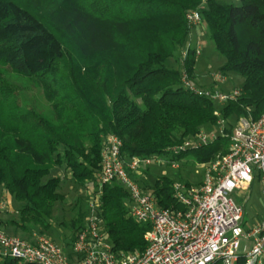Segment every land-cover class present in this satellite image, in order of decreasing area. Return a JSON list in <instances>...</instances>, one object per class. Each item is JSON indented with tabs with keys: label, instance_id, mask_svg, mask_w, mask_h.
<instances>
[{
	"label": "trees",
	"instance_id": "1",
	"mask_svg": "<svg viewBox=\"0 0 264 264\" xmlns=\"http://www.w3.org/2000/svg\"><path fill=\"white\" fill-rule=\"evenodd\" d=\"M48 1L0 0V199L6 193L19 206V219L0 225L54 235L51 220L69 180L84 191L72 204L74 217L60 222L70 231L64 247L73 260L69 249L97 197L103 137L117 136L127 160L164 155L221 117L222 134L176 156L181 166L202 165L228 153L241 117L264 114V0ZM190 12L200 14V28L191 27ZM198 29L223 59L219 74L242 78L236 102L219 105L184 85L183 74H195L191 40ZM6 72L41 84L54 118L23 109ZM142 174L137 182L159 207L175 206L170 177L151 168ZM128 200L117 182L97 198L101 228L118 257L147 247L149 226L130 217Z\"/></svg>",
	"mask_w": 264,
	"mask_h": 264
},
{
	"label": "built area",
	"instance_id": "2",
	"mask_svg": "<svg viewBox=\"0 0 264 264\" xmlns=\"http://www.w3.org/2000/svg\"><path fill=\"white\" fill-rule=\"evenodd\" d=\"M187 19L191 27L199 28L202 18L191 12ZM199 54V52H198ZM219 81L227 78L219 73ZM184 85L199 97L219 104L236 102L240 89L231 92H205L190 82ZM215 116L220 117L219 112ZM220 125L224 122L221 120ZM223 127V126H222ZM224 128L220 129L222 134ZM217 133L201 131L183 145L166 150L164 155L122 156V141L115 135L103 137L101 170L97 197L89 203L87 225L72 245L73 260L45 237L35 245L0 232V258L30 264H264V211L246 220L247 201L240 196L255 186L264 197V114L257 120L241 117L230 137L228 153L203 169L197 186L173 182L175 206L159 207L155 196L145 191L131 175H139L152 166L181 168L177 159L181 152L208 144ZM162 156H170L171 160ZM117 182L129 193V215L136 222L149 226L143 252L117 256L101 228L97 198L104 186ZM96 194L92 193V198ZM0 208L5 205L0 203Z\"/></svg>",
	"mask_w": 264,
	"mask_h": 264
},
{
	"label": "rangeland",
	"instance_id": "3",
	"mask_svg": "<svg viewBox=\"0 0 264 264\" xmlns=\"http://www.w3.org/2000/svg\"><path fill=\"white\" fill-rule=\"evenodd\" d=\"M50 1L51 0H49L45 5L47 6ZM235 4L239 5L240 3L238 1H235ZM197 35V38H195L194 32L192 34L191 40L192 43L197 46L199 52L197 63L195 66V74L193 79H191L189 74L184 73L182 80L190 82L196 88L201 89L205 92L213 93L218 91L227 93L231 92L233 89H240L239 85L242 83V78L236 75L230 74L226 82H221L218 80L215 75L219 73L218 70L223 59L215 51L212 41L206 38V34L202 32L201 29H199V34ZM5 79L14 88L18 89V92L20 93L19 100L21 102L22 108H33L47 118H54L52 107L45 98V89L41 84H39L35 80L18 77L11 72H6ZM216 112L219 111L216 110L214 112V115ZM221 120L224 123L220 125L219 122ZM225 126V120L220 117L213 129L211 127L210 130H207L206 128H204L203 130L207 131V133L215 132L218 134L220 132V129L225 128ZM196 137L191 138L188 141L194 140ZM162 158L166 160H171L170 156H162ZM181 161L184 162V159H182ZM148 168H151L152 170L161 174V176L170 177L173 182L175 181L179 183H184L187 184V186H197L201 182L203 176V169L200 168L197 164H190V166H181V168L178 170H172L168 165L152 166ZM131 176L135 181L143 179L144 177L142 173L139 175ZM254 185L255 186L252 188V190H249L248 192H245L240 195L243 198V201L248 200L247 214L245 218L246 220H250L252 216H255L257 213H262L264 211V197L261 193V187L259 190V186L257 184ZM62 193H64L66 196L65 201L56 204L51 220L54 235L45 233V231L41 228L33 229L34 233L29 234L28 232L18 228L17 226H11L10 228H6L1 225L0 232H2L5 236L19 238L24 242H28L33 245L37 243L39 237H45V239L54 242L58 246V248H60L64 256L69 257L68 250L64 246L68 240V237L70 236V231L65 226L61 225L60 222L69 223V219L74 217L75 211L72 210V204L77 197H80L84 194V191L76 190L75 187L72 186L68 180L66 182V185L63 186ZM3 194L4 196L2 197V199H0V203L5 205V209L0 208V217L6 219H19V215H17L15 212L16 210H18L19 206L13 204L14 202L12 196L6 193ZM69 250L72 253V247Z\"/></svg>",
	"mask_w": 264,
	"mask_h": 264
},
{
	"label": "crops",
	"instance_id": "4",
	"mask_svg": "<svg viewBox=\"0 0 264 264\" xmlns=\"http://www.w3.org/2000/svg\"><path fill=\"white\" fill-rule=\"evenodd\" d=\"M197 34H199V29L196 30V32H195V36H194L195 38H197V36H198ZM0 219L5 220L6 218L0 217ZM8 228H10V227H8Z\"/></svg>",
	"mask_w": 264,
	"mask_h": 264
}]
</instances>
